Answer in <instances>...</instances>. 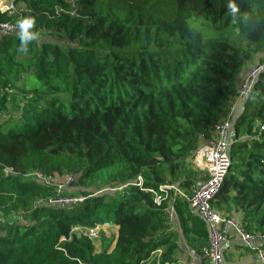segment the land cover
Returning a JSON list of instances; mask_svg holds the SVG:
<instances>
[{"label":"trees","instance_id":"obj_1","mask_svg":"<svg viewBox=\"0 0 264 264\" xmlns=\"http://www.w3.org/2000/svg\"><path fill=\"white\" fill-rule=\"evenodd\" d=\"M17 3L24 11H0V24L31 19L36 38L26 51L20 35L0 40V264H141L161 248L165 262L185 244L208 247L205 221L183 197L172 221L173 192L160 187L189 194L201 177L194 152L264 54V0ZM242 112L212 208L264 233V72ZM36 171L70 174L61 195L86 199L47 205L58 190L30 176ZM155 194L169 199L158 206ZM22 211L27 224L13 221ZM105 224L118 236L113 249L103 238L99 254L91 239L71 234Z\"/></svg>","mask_w":264,"mask_h":264},{"label":"built area","instance_id":"obj_2","mask_svg":"<svg viewBox=\"0 0 264 264\" xmlns=\"http://www.w3.org/2000/svg\"><path fill=\"white\" fill-rule=\"evenodd\" d=\"M23 11L24 9H18L16 11L11 9L6 12L11 15L12 13ZM19 33V24L15 22L0 24V40L11 37L12 35H19ZM263 72L264 59L250 66L247 70H244V73L240 75L238 81L237 96L230 103L226 117L213 126V136L203 141L200 147L194 152L192 163L195 171L201 173V177H199L193 186L191 193H186L181 187L179 188L176 185H162L160 190L166 193L167 191H172L173 197L169 199L168 194L165 195V198L156 194L154 196L156 197L155 203L158 206L163 201L169 199L165 212L172 218V221L176 218L174 210L176 198H186L191 214L203 219L207 225L210 236L209 246L198 252L196 249L185 245V251L182 253L179 252L175 261L165 262L162 258L163 249L161 248V250L152 253L141 264H226V255L235 249V247L247 249L249 256L254 257L256 260V264H264V233L248 232L241 221H239L238 215H225L212 208V202L221 190L232 163L230 151L232 143L237 138L234 126L241 117L242 111ZM5 172L14 173L12 169H8ZM30 176L38 179L45 185L55 186L57 188V197L48 200L46 203L49 206L71 207L86 199L81 196L61 195V190L67 189L74 182V178L70 174L61 176L60 178L57 175L54 177H45L36 171V173H32ZM44 202L42 200L36 201L34 208ZM27 213L29 212L22 211L16 213L13 215V221L18 220L27 224L23 219V216ZM108 225H99L95 228L77 227L72 230L71 234L86 236L96 244L99 241L101 231H104V227L110 229ZM104 233L106 234L107 232L104 231Z\"/></svg>","mask_w":264,"mask_h":264},{"label":"rangeland","instance_id":"obj_3","mask_svg":"<svg viewBox=\"0 0 264 264\" xmlns=\"http://www.w3.org/2000/svg\"><path fill=\"white\" fill-rule=\"evenodd\" d=\"M21 4H18L17 3V0H0V10L1 12H6V11H9V10H13V11H16V10H20V9H25L24 7L20 6ZM18 13H21V12H15V14H18ZM236 42H238V40H235ZM262 58H264V54H260L256 61L253 62L252 64H249L247 65L246 69L247 70L250 66L256 64L257 62H259ZM24 59H27V57H22ZM34 80L37 82V79L36 77L34 78ZM61 98L63 99H66L67 100V96H61ZM43 104V103H42ZM10 115L12 117L14 116H17L19 113L16 112V110L13 109H10ZM6 120L9 119V116H5L4 117ZM106 189L103 190V192H105ZM113 191V190H111ZM104 231H106L107 233L105 234ZM104 231H101L102 233H100V237H99V241L95 244L96 248H95V253H97L99 251V249L101 250L102 249V240L103 238L105 239H108L109 241L112 242V246L115 245V239H114V233H111L110 229H108V227H104ZM246 254V252H245ZM227 262H232L233 261V258H234V255H228L227 256ZM230 264H233V263H230Z\"/></svg>","mask_w":264,"mask_h":264},{"label":"crops","instance_id":"obj_4","mask_svg":"<svg viewBox=\"0 0 264 264\" xmlns=\"http://www.w3.org/2000/svg\"><path fill=\"white\" fill-rule=\"evenodd\" d=\"M236 215H238V214H236ZM237 217L239 218V221L242 220V215L239 214ZM108 226L110 227L111 233H114V239H115V243H116L117 236H118V227H116L115 225H108ZM185 245L182 247V249L180 251L181 253L185 251ZM114 246H112V249ZM100 251L101 250L99 249L97 254H99ZM245 252H246L245 250H241V249H238L237 247H235V249H233L231 252L228 253V255H234L233 261L232 262L226 261V264H230V263H233V264H256V260L254 259V257L249 256L248 252H246V254H245Z\"/></svg>","mask_w":264,"mask_h":264},{"label":"clouds","instance_id":"obj_5","mask_svg":"<svg viewBox=\"0 0 264 264\" xmlns=\"http://www.w3.org/2000/svg\"><path fill=\"white\" fill-rule=\"evenodd\" d=\"M229 9L234 14L238 11L237 6L234 2L229 3ZM20 28V40H21V51H26V47H24L28 41L36 38V34L29 32L28 30L33 26V21L31 19L20 20L19 22Z\"/></svg>","mask_w":264,"mask_h":264},{"label":"water","instance_id":"obj_6","mask_svg":"<svg viewBox=\"0 0 264 264\" xmlns=\"http://www.w3.org/2000/svg\"><path fill=\"white\" fill-rule=\"evenodd\" d=\"M234 140H235V138H234Z\"/></svg>","mask_w":264,"mask_h":264}]
</instances>
